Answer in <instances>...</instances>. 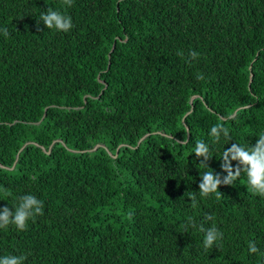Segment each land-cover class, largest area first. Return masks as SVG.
I'll return each mask as SVG.
<instances>
[{
    "label": "trees",
    "instance_id": "16d2710c",
    "mask_svg": "<svg viewBox=\"0 0 264 264\" xmlns=\"http://www.w3.org/2000/svg\"><path fill=\"white\" fill-rule=\"evenodd\" d=\"M49 8L74 27L38 23ZM3 28L0 210L27 194L44 210L26 230L0 229V257L264 264L249 251L251 241L264 253V197L246 174L218 201L199 191L202 173L227 176L224 149L264 134V0H0ZM219 122L232 141H213ZM213 224L223 240L205 250L200 226Z\"/></svg>",
    "mask_w": 264,
    "mask_h": 264
},
{
    "label": "clouds",
    "instance_id": "9594fccd",
    "mask_svg": "<svg viewBox=\"0 0 264 264\" xmlns=\"http://www.w3.org/2000/svg\"><path fill=\"white\" fill-rule=\"evenodd\" d=\"M74 0H63V3L69 7L72 6ZM43 21L47 29H54L61 32H69L73 27L70 16L64 15L58 10L49 8L47 13H41L38 23ZM5 37L10 33L7 28L0 29ZM177 55L183 56V51H178ZM199 53L195 51L189 52L191 60L199 57ZM191 60L189 63H191ZM198 80H203L205 77L202 73H198ZM243 109H241L242 111ZM210 135L215 143H219L221 137L228 143L232 141L230 129L225 126V123L219 122L211 127ZM194 153L197 158L203 157L200 161L201 165L208 166L207 162L211 159L212 153L210 147L204 141H197ZM222 168L227 172V176L221 178L219 173L215 171H208L201 174L202 182L199 184V191L202 198H210L212 196L218 201L221 199L222 192L220 186L233 185L235 181L245 173L247 176L248 188L254 194L264 197V134L259 135L254 146L245 147L239 143H233L230 148L224 149L222 155ZM239 163L233 168L232 161ZM191 197V206L198 207V202L194 194L189 193ZM18 203L14 205V211L5 206L0 210V229H7L10 225H14L18 230H26L28 221L34 220L37 215H43L44 205L43 201L38 199L35 195L27 194L17 198ZM206 220H214L212 215L206 214ZM193 228L196 227L194 222L189 221ZM200 231L205 232L204 248L205 250L212 248L215 244L220 247V242L223 240V232L220 231L215 224L212 227L205 229L203 225L200 226ZM249 251L253 254L260 253V250L254 242H249ZM26 259L25 256H4L0 257V264H23Z\"/></svg>",
    "mask_w": 264,
    "mask_h": 264
},
{
    "label": "water",
    "instance_id": "95a60500",
    "mask_svg": "<svg viewBox=\"0 0 264 264\" xmlns=\"http://www.w3.org/2000/svg\"><path fill=\"white\" fill-rule=\"evenodd\" d=\"M102 146V144H97L92 150H95L97 149L98 147ZM119 150V149H118ZM118 150H117V153H118ZM116 156V155H115ZM18 157V156H17Z\"/></svg>",
    "mask_w": 264,
    "mask_h": 264
}]
</instances>
